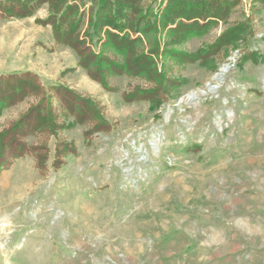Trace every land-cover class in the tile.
Here are the masks:
<instances>
[{
  "label": "rangeland",
  "instance_id": "1",
  "mask_svg": "<svg viewBox=\"0 0 264 264\" xmlns=\"http://www.w3.org/2000/svg\"><path fill=\"white\" fill-rule=\"evenodd\" d=\"M239 1L230 23L250 17L245 50L264 59V9ZM47 8L0 20V74L38 76L54 111L52 86L91 98L109 129L25 138L38 149L0 174V264H264V61L240 64L244 50L219 55L216 71L170 61V81L186 84L151 111L123 98L148 83L114 76L105 90L55 45L36 21ZM223 28L179 49L195 52ZM37 102L5 110L0 131Z\"/></svg>",
  "mask_w": 264,
  "mask_h": 264
},
{
  "label": "trees",
  "instance_id": "2",
  "mask_svg": "<svg viewBox=\"0 0 264 264\" xmlns=\"http://www.w3.org/2000/svg\"><path fill=\"white\" fill-rule=\"evenodd\" d=\"M252 3L254 11L264 9V0ZM239 4V0H0V20L31 17L47 5L46 19L36 21L51 27L55 45L73 50L77 66L105 90L108 78L114 76L148 83L146 87L135 86L123 98L125 102L147 101L150 110L156 111L170 92L174 94L186 84L183 79L170 81V61L216 71L218 56L225 59L235 50H244L237 61L240 64L264 61L258 52L245 50L254 39L250 17L230 23ZM220 24L224 28L213 42L192 53L179 49L189 40L209 35ZM93 44L98 46L97 52ZM51 90L58 100V111L35 74H0V116L24 99L39 97V102L0 131V174L12 161L38 149L26 145L27 136H52L77 124L92 125L86 137L109 129L94 100L63 85ZM63 118L68 121L61 123ZM189 150L188 146L184 151ZM43 163L38 160V167Z\"/></svg>",
  "mask_w": 264,
  "mask_h": 264
}]
</instances>
